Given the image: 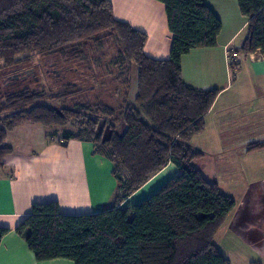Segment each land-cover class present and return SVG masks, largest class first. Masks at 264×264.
Here are the masks:
<instances>
[{"label": "trees", "instance_id": "trees-1", "mask_svg": "<svg viewBox=\"0 0 264 264\" xmlns=\"http://www.w3.org/2000/svg\"><path fill=\"white\" fill-rule=\"evenodd\" d=\"M156 1L173 36L163 61L145 54L146 34L118 21L110 0H0V71L18 73L39 58L62 72L49 75L61 81L60 92L25 83L0 94V168L14 153L8 134L38 125L55 129L61 147L92 143L117 182L113 206L97 213L64 214L55 200L33 205L15 231L38 262L231 264L216 236L236 201L196 168L204 153L191 145L220 90L195 88L182 76L185 55L217 46L222 21L204 0ZM237 4L248 23L236 53L264 55V0ZM262 149L264 142L248 148ZM170 163L176 176L148 199L122 206ZM9 232L0 228V243Z\"/></svg>", "mask_w": 264, "mask_h": 264}, {"label": "crops", "instance_id": "crops-1", "mask_svg": "<svg viewBox=\"0 0 264 264\" xmlns=\"http://www.w3.org/2000/svg\"><path fill=\"white\" fill-rule=\"evenodd\" d=\"M110 1L118 21L146 34L145 54L168 60L173 36L164 4L156 0ZM204 1L222 21V32L216 47L195 49L183 57L182 76L190 86L219 89L220 93L205 117L204 132L191 140L204 153L195 166L236 201L223 225L225 236L232 240L229 248L241 252L246 260L242 264H264V149L248 150L250 145L264 142V55H240L233 72L228 51L236 52L242 45L248 19L234 0ZM221 2L226 6L220 7ZM31 137L19 138L20 144L31 143ZM15 138L11 141L14 153L5 157V167L0 168V228L10 230L0 243V264H74L64 259L38 262L15 230L35 203L55 200L61 212L69 215L111 208L117 188L113 165L94 155L92 143L73 140L61 147L59 139L52 138L39 150L22 151ZM177 174V167L168 164L122 206L148 199Z\"/></svg>", "mask_w": 264, "mask_h": 264}, {"label": "rangeland", "instance_id": "rangeland-1", "mask_svg": "<svg viewBox=\"0 0 264 264\" xmlns=\"http://www.w3.org/2000/svg\"><path fill=\"white\" fill-rule=\"evenodd\" d=\"M236 1L235 0L233 1L234 4H237V3H235ZM224 6H226V3L220 4V7H224ZM236 6H238V4ZM237 10H239V9H237ZM245 35H246V30H244L243 35L241 37H244ZM240 39L241 38H239L238 41H240ZM237 43H239V42H237ZM85 52H88L89 54L92 53L91 48L89 46L85 45ZM97 55L103 56V53L100 52V53H97ZM112 55L113 54L107 52L106 58L110 59L112 57ZM104 61H108V59H105ZM25 66L26 67L19 69V71H21V72H28L29 71L33 75L29 76L25 80H13V81H11L10 85H18V87H20L19 85H22L25 83H32V85L30 86L32 89H37V90H41V91L45 90L46 93H48L50 91H53V92H58V91L60 92L61 91L60 90L61 85H59L61 83V81H56L52 78V77H56V76L58 78L62 77L61 76L62 72L58 71L56 69V66H52L50 63H45L44 60L39 59V58H34L30 65H25ZM11 70H13V69H11ZM3 72H5V68H2L0 71V73H3ZM6 72H7V70H6ZM46 73H48V74H46ZM17 74L18 73L16 71H13V73H11L9 75V77L17 76ZM49 75H51L52 77H49ZM135 82H136V72L133 71V83L135 84ZM257 83L259 84L258 81H257ZM245 88H248V85ZM260 89H263V88H260ZM103 127L104 126L101 123L99 126V133L100 134L103 133L104 137H107V132L106 131L103 132L104 131ZM54 131H55V129H53V128H44V127L38 126V125H25V126H22L18 129H16L12 133H10L6 143L10 146H13V144H11V141H13V139L16 137L14 142L16 144H20L19 138H21L22 140L28 139L29 135L31 134V136H32L31 137V143H27V144L21 143L20 145H22V146L21 147L19 146L18 149L22 150V151H25L26 149L39 150L44 145V142L47 139H52V137H53L52 135L54 134ZM234 197H235V195H234ZM223 228L224 227H222L220 229L218 235L216 236V244L218 245V247L220 248V250L222 251V253L224 254V256L226 258H231L233 264H242L243 262L245 263L246 260L244 259V256L242 257V254H240L241 252H233L232 251L233 248H231V249L229 248V246H231L230 244H231L232 240L230 239V237L225 236ZM246 255H248V254H246ZM249 256L251 257V254H249Z\"/></svg>", "mask_w": 264, "mask_h": 264}, {"label": "flooded vegetation", "instance_id": "flooded-vegetation-1", "mask_svg": "<svg viewBox=\"0 0 264 264\" xmlns=\"http://www.w3.org/2000/svg\"><path fill=\"white\" fill-rule=\"evenodd\" d=\"M34 73V72H33ZM19 74V75H18ZM17 76L9 77L10 74L3 72L0 74V94L11 84L13 80H25L33 74L31 72H21L19 71Z\"/></svg>", "mask_w": 264, "mask_h": 264}, {"label": "built area", "instance_id": "built-area-1", "mask_svg": "<svg viewBox=\"0 0 264 264\" xmlns=\"http://www.w3.org/2000/svg\"><path fill=\"white\" fill-rule=\"evenodd\" d=\"M227 59L229 65L231 66L233 64H237L240 61V55L234 52L233 50L228 51Z\"/></svg>", "mask_w": 264, "mask_h": 264}]
</instances>
